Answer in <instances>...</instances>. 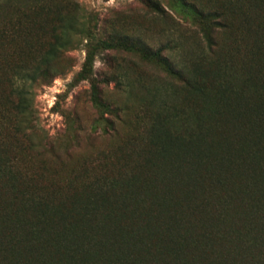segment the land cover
<instances>
[{
  "label": "trees",
  "instance_id": "obj_1",
  "mask_svg": "<svg viewBox=\"0 0 264 264\" xmlns=\"http://www.w3.org/2000/svg\"><path fill=\"white\" fill-rule=\"evenodd\" d=\"M140 1L153 50L147 30L99 34L71 0H0V264H264V0ZM74 37L73 80L118 142L68 168L35 96ZM105 52L132 59L99 80Z\"/></svg>",
  "mask_w": 264,
  "mask_h": 264
},
{
  "label": "rangeland",
  "instance_id": "obj_2",
  "mask_svg": "<svg viewBox=\"0 0 264 264\" xmlns=\"http://www.w3.org/2000/svg\"><path fill=\"white\" fill-rule=\"evenodd\" d=\"M77 4L75 16L84 17L88 26L99 33H106L113 27L120 30H147L145 41L150 48L159 46L157 33L161 25L156 22L148 9L140 0H71ZM167 9V1L161 0ZM0 16L9 17L10 9L0 8ZM78 19V20H79ZM86 41L73 38L72 45L64 52L61 71L47 85H41L36 90L35 104L40 126L49 137L55 141V148L62 153L68 168H75L80 163L91 160L97 152L108 149L118 142V138L104 135L103 129H108L102 123L98 111L91 103L89 81L74 82V76L79 72L85 59ZM126 59V63L122 59ZM131 57L113 52H105L96 57L94 62V76L101 80L114 70L110 60L119 62L122 66L130 63ZM140 65V64H139ZM143 68L154 66L143 65ZM102 97L112 108L120 107L124 97L110 83L102 87ZM133 114V113H131ZM104 117L110 118L107 114ZM132 123V115L129 116ZM113 120V119H112ZM125 124V125H127ZM119 126L120 134L126 135L129 127Z\"/></svg>",
  "mask_w": 264,
  "mask_h": 264
}]
</instances>
